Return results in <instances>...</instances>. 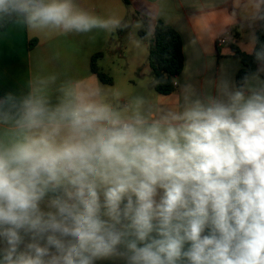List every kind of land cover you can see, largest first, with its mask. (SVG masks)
Here are the masks:
<instances>
[{
  "label": "clouds",
  "instance_id": "1",
  "mask_svg": "<svg viewBox=\"0 0 264 264\" xmlns=\"http://www.w3.org/2000/svg\"><path fill=\"white\" fill-rule=\"evenodd\" d=\"M231 8L258 67L184 84L176 108L55 74L0 95V264H264V0ZM160 14H146L144 39ZM9 27L130 25L76 0H0Z\"/></svg>",
  "mask_w": 264,
  "mask_h": 264
},
{
  "label": "crops",
  "instance_id": "2",
  "mask_svg": "<svg viewBox=\"0 0 264 264\" xmlns=\"http://www.w3.org/2000/svg\"><path fill=\"white\" fill-rule=\"evenodd\" d=\"M114 1V0H113ZM142 19L150 11L159 10V20L171 26L179 35L183 57L182 69L175 78L174 90L161 95L153 89V78L145 64L128 63L124 57L117 64L122 68L125 78L110 84L101 83L91 72V58L101 53L95 60L96 67L104 73L99 65L103 51L120 52L112 31L93 30L89 33L33 32L26 29L6 28L0 30V95L12 92L16 95L27 92V81L33 75H51L58 77V83L64 80H77L86 83H99L109 93L118 91L125 99L143 94L154 104L176 108L180 103L181 88L192 83L202 86L208 78H216L221 71L227 72L235 80L237 71L242 67L238 57L233 56L230 45L239 51L247 52L251 29L241 30L228 15L232 11L231 0H127ZM83 8L95 15L108 17L118 13L104 12L99 7V0H76ZM227 9V10H226ZM147 23V19H146ZM231 26V40L219 45V31ZM233 30V31H232ZM257 26L255 27V31ZM7 32V34H4ZM222 36V35H221ZM33 41L31 48L27 43ZM146 51V44L141 50ZM140 67V73L132 70ZM96 264H124L120 260H98Z\"/></svg>",
  "mask_w": 264,
  "mask_h": 264
},
{
  "label": "trees",
  "instance_id": "3",
  "mask_svg": "<svg viewBox=\"0 0 264 264\" xmlns=\"http://www.w3.org/2000/svg\"><path fill=\"white\" fill-rule=\"evenodd\" d=\"M123 2L126 5L128 4L127 0H123ZM142 23L143 27L138 29L137 35L147 47L146 64L153 78L152 87L155 92L161 95L170 94L174 90V80L179 75L183 64L179 35L171 26L158 20L156 21L153 37L151 39H144L146 35L145 25L147 24L145 17L142 18ZM3 29L5 28H0V30ZM255 34L259 38L256 44V48L259 49L260 45L264 44V22L258 23ZM33 45V41L27 43L28 48H31ZM230 49L233 56L238 57L242 65L235 75V81L238 82L245 74L255 71L258 64L254 55L245 54L232 44L230 45ZM100 56L101 53H97L91 58V72L96 75L101 83L110 84L111 78L96 67L95 60ZM156 81H159V83H156Z\"/></svg>",
  "mask_w": 264,
  "mask_h": 264
},
{
  "label": "rangeland",
  "instance_id": "4",
  "mask_svg": "<svg viewBox=\"0 0 264 264\" xmlns=\"http://www.w3.org/2000/svg\"><path fill=\"white\" fill-rule=\"evenodd\" d=\"M99 7L104 12L108 11V14L110 12L118 13L130 25V28L126 30H113V37L121 51L112 50L110 55L106 51L102 52L104 57L99 61L102 71L112 77L114 81L125 78L122 68L117 64L125 57L128 63L141 64L142 70H145L143 66L145 64L150 74L146 64V51L141 50L144 42L137 35L138 29L143 27L141 16L136 14L131 7H127L123 0H99ZM256 26L258 28V24ZM135 72L139 74L140 67L132 70L133 75Z\"/></svg>",
  "mask_w": 264,
  "mask_h": 264
},
{
  "label": "built area",
  "instance_id": "5",
  "mask_svg": "<svg viewBox=\"0 0 264 264\" xmlns=\"http://www.w3.org/2000/svg\"><path fill=\"white\" fill-rule=\"evenodd\" d=\"M217 43L219 45H225V44H227V40L224 36H220L217 40ZM173 85L175 86V82L173 83Z\"/></svg>",
  "mask_w": 264,
  "mask_h": 264
}]
</instances>
